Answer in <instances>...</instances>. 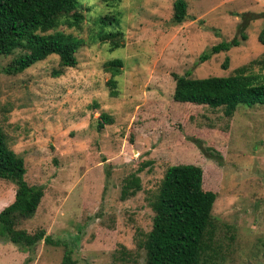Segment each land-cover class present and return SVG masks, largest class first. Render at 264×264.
Here are the masks:
<instances>
[{"label":"rangeland","instance_id":"374dc122","mask_svg":"<svg viewBox=\"0 0 264 264\" xmlns=\"http://www.w3.org/2000/svg\"><path fill=\"white\" fill-rule=\"evenodd\" d=\"M174 1L80 0L81 29L61 27L82 39L74 67L51 54L14 73L19 51L0 55V129L28 184L44 187L16 229L59 241L24 249L0 237V264H62L66 252L70 264H145L152 200L180 163L199 165L203 189L216 193L212 264H264V105L239 104L228 117L173 99L174 74L227 76L245 66L264 76V0H185L180 23ZM101 31L117 33L119 45ZM234 38L238 45L200 61ZM13 186L0 178V210Z\"/></svg>","mask_w":264,"mask_h":264},{"label":"trees","instance_id":"16d2710c","mask_svg":"<svg viewBox=\"0 0 264 264\" xmlns=\"http://www.w3.org/2000/svg\"><path fill=\"white\" fill-rule=\"evenodd\" d=\"M80 4V0H0V55L19 51L8 71H23L51 54L58 56L61 67H74L82 39L61 27L81 29L84 15ZM173 9V20L182 22L187 15L186 1L175 0ZM98 35L102 40L112 38L113 44L119 45L114 39L117 33L101 31ZM259 40L264 43V30ZM239 42L234 38L215 44L202 53L200 61ZM224 62L226 68L228 57ZM120 66V59L107 63L112 76L120 72ZM246 70L247 67L241 66L227 76L203 78L174 74L173 99L222 107L228 117L239 104L264 105V76ZM25 172L23 158L8 147L0 129V178L14 184L12 201L0 210V237L24 249H31L42 239L58 245L59 241H54L44 230L29 236L16 229L21 219L35 213L44 192L42 185L28 184ZM202 184L203 170L199 165L180 163L167 168L151 204L154 215L144 242L145 264H212L216 251L211 211L216 193L203 189ZM139 189L137 183L131 194ZM69 254L65 253L62 264L71 263Z\"/></svg>","mask_w":264,"mask_h":264},{"label":"crops","instance_id":"0c3cea01","mask_svg":"<svg viewBox=\"0 0 264 264\" xmlns=\"http://www.w3.org/2000/svg\"><path fill=\"white\" fill-rule=\"evenodd\" d=\"M12 199H13V198H12ZM11 201H12V200H11ZM11 201H10V202H11Z\"/></svg>","mask_w":264,"mask_h":264}]
</instances>
